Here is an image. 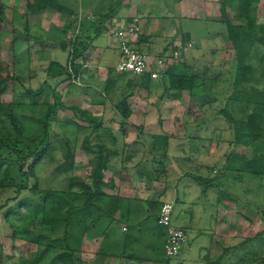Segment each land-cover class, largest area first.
Instances as JSON below:
<instances>
[{
	"label": "rangeland",
	"instance_id": "rangeland-1",
	"mask_svg": "<svg viewBox=\"0 0 264 264\" xmlns=\"http://www.w3.org/2000/svg\"><path fill=\"white\" fill-rule=\"evenodd\" d=\"M172 1H181L179 8L169 5ZM221 1L164 0L162 6V0H148L149 5L139 6L135 0H81V5L79 0H56L59 8L50 5L30 13L29 0H0V64L11 78L0 96V146L8 134L15 140L18 127L25 144L43 153L37 162L24 161L14 149L0 153V239L39 238L38 253L51 257L84 248L91 264L93 244L99 245L102 264H116L114 259L132 253L149 263L186 264L187 258H195L186 248L175 258L164 254L166 230L158 225L157 213L167 202L174 206L173 224L188 232L187 248L202 238L207 264H264V175L225 170L233 154L234 165L241 166L240 157L256 156L258 168L264 169V137L249 146L235 142L229 117L245 120L254 108L227 103L234 91L235 61L225 25L214 29L219 48H207L191 67L199 41L180 56L187 75L194 78L192 91L172 89L168 78L143 82L140 76L118 74L110 47L116 45L110 36L113 23L126 24L136 15L133 19L139 25L145 20L152 36L143 43L139 37L137 48L163 53L171 38L163 35L160 20L182 16L220 21ZM230 7V20L235 25L245 22L237 1ZM249 11L257 25H264V0ZM82 14L92 30L105 28V38L95 42L93 33L82 35ZM180 37L178 32L176 39L184 43ZM217 41L213 36L209 45ZM86 44L94 51L85 54L86 63L78 62L79 76L69 80L73 46ZM56 51L63 53L58 60L67 63L66 70L55 66ZM263 55L264 47L255 45L248 59L251 79L245 83L263 93L258 102H264ZM102 56L99 68L95 63ZM53 97L59 101L55 108ZM123 100L131 112L126 120L118 110ZM100 162L105 169L94 196L93 175ZM21 165L28 178L19 173ZM193 178L215 179V186L204 189ZM25 184L26 189L18 190ZM138 231L150 236L158 231V242L138 236ZM132 235L138 237L134 252L126 243L119 247L120 239L128 241ZM78 253L75 260L84 264ZM33 260L27 258L25 264Z\"/></svg>",
	"mask_w": 264,
	"mask_h": 264
},
{
	"label": "trees",
	"instance_id": "trees-1",
	"mask_svg": "<svg viewBox=\"0 0 264 264\" xmlns=\"http://www.w3.org/2000/svg\"><path fill=\"white\" fill-rule=\"evenodd\" d=\"M237 1L239 7V18H243L245 22L239 25H235L230 18L228 17L227 10L230 9L234 2ZM260 0H223L220 2L221 6V20L220 23L224 24L227 28V32L229 35L230 42L232 44V48L234 50V61H235V72H234V79H233V86L234 91L233 95L229 99V103L231 102L235 104H242L245 106H253V113L248 116L247 119L242 121L235 120L232 116H230V121L234 126L235 130V137H236V144L237 145H245L249 146L251 143L260 141L264 137V102H258L260 100L261 94H263L258 89L250 88L245 85V83L249 82L251 79L252 69L251 66L248 64V59L252 54V50L255 45H261L264 47V25H257L255 20V15L251 14L249 9L255 5H257ZM55 7L56 9L59 8L56 3V0H35L33 3L29 0L26 6V11L30 13H36L38 11H43L48 6ZM68 10V9H67ZM4 11L3 6L0 4V30H1V23L3 21ZM91 45L86 44L78 48L76 45L73 46L69 69L72 71L70 75H68V79L71 80L72 78L78 77L80 74V69L82 66L78 64V60L85 58V53L89 49ZM165 54V53H164ZM264 56V55H263ZM59 70H66L67 68L59 65L56 63L55 65ZM4 69L0 64V96L2 94L4 86L9 83L11 80L9 75H4ZM143 82H150L152 79L150 76H141ZM161 78H168L170 87L174 90L179 91H192V82L194 78L189 77L186 73V68L183 64L174 63L170 61L169 67L166 70L165 74ZM181 96V95H180ZM180 98V97H179ZM54 105L52 106L55 108L56 104L59 102L58 99L53 97ZM228 103V104H229ZM118 110L122 112V116L124 120H126L130 115L131 112L129 111V107L126 103V100H123L118 105ZM16 132V138L13 141L11 139V134H8L3 140V149L0 146V153L3 151H9L14 149L17 151V154L21 155L24 161L30 159H36V162L42 156V151L39 149H32L25 144V140H23L22 134L23 131L20 129L15 128L14 133ZM45 136L48 137V131L46 130ZM46 141L43 142V144ZM258 157H254L252 160H248L245 157H240L241 166L234 165V154L230 155L227 159V163L225 165V170L230 171H247L250 174L254 175H264V169L258 168ZM34 165V164H33ZM32 165V166H33ZM34 167V166H33ZM25 166L21 165L19 169V173L21 176L28 178L29 173L24 171ZM105 169V164L100 162L98 165V169L96 170L95 174L93 175L94 178V187L96 189V195L99 194L98 192V185L102 178L101 171ZM193 180L201 185L204 189L212 188L215 186V179L205 181L199 178H193ZM27 182V181H26ZM26 184L23 187H19L18 190L26 189ZM90 192V189L88 188ZM27 241L35 244L40 245V239H31ZM1 254V248H0ZM42 256V252L38 253L33 260V264H38L40 258ZM66 255H59L56 257L58 260H63Z\"/></svg>",
	"mask_w": 264,
	"mask_h": 264
},
{
	"label": "crops",
	"instance_id": "crops-1",
	"mask_svg": "<svg viewBox=\"0 0 264 264\" xmlns=\"http://www.w3.org/2000/svg\"><path fill=\"white\" fill-rule=\"evenodd\" d=\"M80 1L81 0H79V3L81 5L83 2H80ZM88 1L91 2L92 0H88ZM184 1L186 2L185 4H187L188 0H182V2H184ZM219 1H221V0H219ZM135 2H136L135 5H139V6H141V5H149V4H147L148 0H135ZM180 3H181V1L180 2L179 1H174V2L172 1V2L169 3V5H174V7L179 8ZM161 5L162 6H166L164 0H162ZM85 10H86V8L84 7L83 11L85 12ZM229 11H230V9L228 8V10H227L228 17H229ZM138 12H140V10ZM132 14H133V11H132ZM24 15H26L25 12H23L22 17ZM135 16L136 15L130 16L129 20H127L126 23H130L133 18H138V16H136V17ZM179 18H181V19L179 20ZM179 18H178V20L176 18L173 19V20H169V19H167V20L163 19L162 21L160 20V22H162V24L164 25V29H162L163 35L167 34L168 36H170L171 39L168 40L169 44H168L167 48L165 50H163V53L150 52L149 55L158 56V55L166 53L167 51L171 52L172 48L175 46V43L178 41L176 39V34L179 32V35L181 36L179 39H181L182 41H185V42L192 43L194 45V48L196 47V45H195L196 42L199 41V46L200 47L197 49L196 52L192 53L193 57H191V58L194 59V60L190 64V67H191L192 63H196L197 60H200L202 58V54L207 48H212L215 45H216V47L219 48L220 36H219V34H216L214 32V29L218 28L216 25H220L221 26L222 23H220L218 20H208V19H200V20H194L193 19V20H191V19H188V18H185V17L183 18L182 16H180ZM175 21H177V23H178V25H177L178 30L177 31H175V29H174V28H176V24H174ZM185 21H189V22H192V23L189 24L190 26H185L183 24V22H185ZM116 22H117V20H116ZM118 22H120V21H118ZM143 22H145V20L140 19V24H142V25H140L141 28H142V31H141V34H140V42H142V43L144 41L148 42L149 38L152 37L150 35V33H151L150 30L147 29L146 26L143 25L144 24ZM99 23L102 24V26L104 25L103 21L99 22ZM207 24H209V26H206ZM222 25H224V24H222ZM80 26L84 27L83 31H82V35H83V33L86 34V35H91V33L94 34L93 37L95 38V42L97 40L99 42V41H101V38H105L103 34L101 35L102 32L105 33V31H106L105 28L101 27V25H98V26H96V28H94L92 30L91 27H90L91 23H89L87 21V19H84L83 14L80 17ZM86 27H88L90 30L88 31L87 30L88 28H86ZM169 27L172 28V33H171V30L169 29ZM204 29H206V32L202 31ZM213 36L217 37L218 41L217 42H213L211 45H209L210 38L213 37ZM221 39L223 40L222 36H221ZM95 42H93V44L91 42V44L95 45L94 44ZM110 47H112V48L114 47L115 51L113 53L116 54V61H115L116 63L115 64L117 65V63L119 61L118 50L116 49V45L115 44L114 45L111 44ZM87 51L88 52L85 53V54L93 52L94 49L89 47V49ZM97 51L101 52L99 50H97ZM59 53L56 51V53L53 56L52 60L54 62H56L57 64L61 65V66H65V64H67L66 62H61V61L58 60L61 57L60 55L63 54V53H60V55H59L60 57H59L58 56ZM188 56H190V55L188 54ZM103 57L104 56L100 57L99 61H97L95 63V65H98L99 68L101 67V63L104 62ZM85 59H87V57ZM79 61L80 62H85V63L87 62V61H84V60L82 61V59L78 60V62ZM105 66H106V63H105V65L103 67H105ZM115 68H116V66H114V69ZM154 81H156V80H154ZM227 103H229L228 99H227ZM160 208H159L158 213H157V218H158V215L160 213ZM142 228L143 227H141V229ZM141 229L139 228V230H141ZM197 233H198V231H197ZM165 234H166V232H163V242H165ZM138 236H141V237L146 236V237H148V240H155L156 239L157 242H158L159 233L157 231L152 236H150L148 234H144L143 231L142 232L138 231ZM201 239L202 238L197 239L195 241L194 245L190 246L189 248L186 247V249H185L186 251L185 252H192L193 256L195 257L194 259H188L187 258L186 264H207L206 255H203L202 245H201V243H199L200 242L199 240H201ZM137 241H138V237L137 236L133 237V235H132L131 237H128V241H125L124 239H120L121 244H119V247L123 248L122 243L123 244L126 243L127 247L130 250H133L134 248H132V247L134 246V243H136ZM87 244H89V243L88 242L85 243V241H84V245H87ZM33 247H36V249H34ZM0 248H1L0 264H25L26 263L25 259L31 258V257H35L37 255V253L39 252V250L41 248V245L35 244V243H31V242H29L27 240L20 239L18 237L17 238L16 237L15 238L12 237L11 239H3V240L0 239ZM12 249H13V253H12ZM99 249H100L99 245L97 246L96 244H93V249L91 251L93 252L92 261H93V263L95 262V264H102V256H101L102 253H101V250L99 251ZM76 250H77V252L68 251V256L64 257L63 260H58V259H56L55 256L51 257L52 255L50 256V254L46 252V254L44 253L41 256L38 264H78L77 261L75 260V256L77 255V253L79 251L80 252L78 254H80L82 256L81 257V261H83L84 264H91V262L87 263V261H89L88 257H87L88 254L81 251V250L84 251L85 250L84 248L80 250V248L77 247ZM133 252H134V250H133ZM186 255H187V253H186ZM186 255H184L183 258L186 257ZM183 258L180 261H178V263H181L183 261ZM95 259H96V261H95ZM118 262L121 263V264L124 263V262H127L128 264H137V263L138 264H162V263H158V262L149 263V262H145V261L136 260L135 259V255H133V253L127 258L114 259V263L118 264ZM31 264H33V263H31ZM79 264H81V263H79Z\"/></svg>",
	"mask_w": 264,
	"mask_h": 264
},
{
	"label": "built area",
	"instance_id": "built-area-1",
	"mask_svg": "<svg viewBox=\"0 0 264 264\" xmlns=\"http://www.w3.org/2000/svg\"><path fill=\"white\" fill-rule=\"evenodd\" d=\"M140 25L138 19H132L130 23L111 26L110 36L115 40L119 61L115 71L118 74H130L136 76H150L152 80H158L164 76L172 58L175 62L183 63V54H187L193 47L192 43L177 42L171 55L151 56L137 48L140 37ZM177 62V63H178ZM174 206L171 203H163L160 208L157 223L166 230L164 242V254L167 258H175L187 247V232L173 224Z\"/></svg>",
	"mask_w": 264,
	"mask_h": 264
}]
</instances>
